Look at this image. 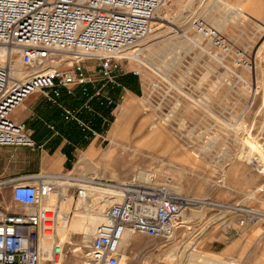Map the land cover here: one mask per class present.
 <instances>
[{
  "label": "built area",
  "instance_id": "2783aa9c",
  "mask_svg": "<svg viewBox=\"0 0 264 264\" xmlns=\"http://www.w3.org/2000/svg\"><path fill=\"white\" fill-rule=\"evenodd\" d=\"M209 1L177 21L165 0H0V147L44 148L32 138L38 115L29 125L12 119L33 95L84 142L109 146L114 111L128 93L122 79L132 77L144 110L186 147L216 166L246 163L264 179V24L226 0ZM4 188L20 209L0 197V264H125L126 235L169 242L194 207L264 231V211L176 193L172 178L150 172L21 174L1 178ZM77 203L102 206L100 223L81 227L78 246ZM184 261L237 264L191 247Z\"/></svg>",
  "mask_w": 264,
  "mask_h": 264
},
{
  "label": "rangeland",
  "instance_id": "374dc122",
  "mask_svg": "<svg viewBox=\"0 0 264 264\" xmlns=\"http://www.w3.org/2000/svg\"><path fill=\"white\" fill-rule=\"evenodd\" d=\"M230 4L235 5L242 9L249 16L258 17L247 11L242 4L243 0H226ZM209 0H167V4L164 10L170 12L172 17L175 16L177 21L185 20V17L200 8L208 6ZM189 6L191 8H189ZM189 8V10H188ZM187 9L188 12L185 16H182V11ZM134 68V65H131ZM130 66V67H131ZM125 88L129 92L133 93L137 100L134 102L130 111L123 114L121 119L124 124V133L121 138H118L115 134V128L110 131L109 136L111 144L106 147H102L103 154L111 158L102 160V163L94 162L91 165L93 173L88 174L89 177H94V172H97V167L100 170H106L110 173H115L116 177H121L118 172H114L111 166L123 167L125 165L133 168V173L143 172H156L159 180H164L166 177L172 178L175 185V190L185 196H191L197 199H208L214 202L222 204H240L246 207L259 209L258 203H262L259 199V195L253 193L256 188H260L258 185L255 186L254 190L243 189V181L227 179L228 171L232 164H240L246 169L250 170L248 164L232 160L229 164L216 166L205 160L200 154L194 149L186 147L175 135H173L166 127L161 124L155 123L151 117V114L144 110V104L141 102L139 97L141 96V84L137 78H129L127 83H123ZM259 86L261 93L264 91V79H259ZM136 95V96H135ZM37 96V95H33ZM27 106L18 112L17 119L25 121L27 114L38 115L41 122L33 126L34 133L32 138L35 141L44 142L47 140L51 133L47 130L45 123L53 122L58 129L61 130L62 134L68 138L75 145H84L82 143L80 133L73 129L69 131L68 127L63 125V122L57 115H49L46 111L47 104L41 98H33ZM117 120V119H116ZM29 120L26 124L29 125ZM115 123V122H114ZM118 124V123H117ZM112 129V128H111ZM163 129L166 132L164 138L158 140L155 138V132ZM111 134V135H110ZM61 139L56 138L53 143L57 144ZM115 148H119V153L115 155ZM73 152V148L66 153ZM75 154V153H74ZM78 152H76V155ZM11 155L16 158L10 159ZM80 156L78 155L76 160L81 163ZM21 157V151H15L12 148H0V173L5 172L8 164L17 163L16 160ZM71 157V156H70ZM102 158V157H101ZM30 160V158L28 159ZM73 163L68 164L67 169L73 167ZM16 165V164H15ZM125 166V167H127ZM16 168L20 166L16 165ZM112 169V170H111ZM123 173V170H120ZM86 175V174H85ZM98 175V173H97ZM124 179V178H123ZM128 179V178H127ZM240 182V183H239ZM264 190V186L261 188ZM5 193L7 195H5ZM1 199L9 200L8 189H2L0 191ZM3 203V201L1 200ZM77 203L73 207L74 219L71 227V243L73 245H79V232L81 227H86L88 219L80 217L77 211ZM69 207V206H68ZM76 207V211H75ZM194 210H189L185 213V216H191L195 214L197 217L191 218L188 223L192 220L193 223L186 225L184 228L178 226L175 232V241L170 243L157 242L156 240L150 239L145 236L131 235L138 237L137 240L139 246L132 247L125 250L122 249V253L125 256V264H130L126 255L133 258L134 261L131 264H150L147 260L154 257L159 261L165 263L162 264H186L184 261L185 251L187 248H195L196 250L211 253L217 256L227 258L225 253L227 248V241L232 239L236 235V230L232 229L237 224V218L234 215H227L224 219H218L224 216V213L217 212L210 207H194ZM225 222V225L223 224ZM239 226V225H238ZM237 227V226H236ZM256 233V232H254ZM222 240H219L220 236ZM255 235V234H254ZM141 239V240H140ZM145 248V251L140 249ZM186 248V249H185ZM177 254H176V250ZM152 250L156 251L155 253ZM154 254L149 255V254ZM225 253V254H222ZM172 255V258L166 260V255ZM165 258V260H164ZM128 260V261H127ZM172 260V261H171ZM181 260V261H180Z\"/></svg>",
  "mask_w": 264,
  "mask_h": 264
},
{
  "label": "crops",
  "instance_id": "0c3cea01",
  "mask_svg": "<svg viewBox=\"0 0 264 264\" xmlns=\"http://www.w3.org/2000/svg\"><path fill=\"white\" fill-rule=\"evenodd\" d=\"M242 4L244 5L247 11H249L254 16H257L258 20L264 24V0H243ZM129 93L134 95L131 92ZM130 94H128L127 97H125L122 104L115 109L114 111L115 123L113 122L114 124L112 126L111 131L113 130L114 127H116L118 124L123 122L121 116H123L124 113H127V111H130L133 105V101L135 102L137 100L136 97ZM34 97L38 98V96H31L27 102L29 103ZM26 103L23 105L22 109L27 106ZM20 110L21 109H17L14 112V114L12 115V119L16 122H26L28 120L30 122L31 121L30 112L27 114V118L25 121L17 119V115ZM55 139L56 138L50 136L44 142L36 141L37 143L44 145V148L41 151H31L30 149L27 148H12L15 151H21V157H19V159L16 160L17 163H15L17 166L19 165L20 168L17 169L16 165L11 162L10 164H8L7 168H5L6 171L0 173V179L9 178L21 174H32V173H42V174H51V175L61 174L65 170H67L68 164L69 163L71 164V162H74L73 167L71 168L74 170V172L78 174H86L88 176V174L93 173V169L91 168V165L94 162L102 163V160H106V158L112 157L111 155L109 156V154L108 155L104 154L102 156L104 151H102V148L99 147V145L101 146V144H99V142L97 141L84 142V145H75L73 147V143L67 138H58L61 140L57 144L53 143ZM52 146H54L55 148L53 149ZM0 148H10V147H0ZM70 148L71 149L73 148V152H70L71 161L68 163V159L67 157L64 156L65 154L64 152L68 151V149ZM76 152H78L77 155ZM114 152L115 155H117L119 153V148H115ZM78 155H81L79 158L81 163L78 162V160H76ZM12 158H16V157L11 155L10 159ZM29 158L30 160H28ZM125 166L118 167L117 169L115 168L116 166L114 165L111 167L115 169L113 170L114 172L117 171L118 174L121 175V177L127 179L132 175L133 168L130 166L127 167ZM97 169H98L97 172H94V174L100 171V167L98 166ZM120 170H123V173H121ZM227 171H228L227 179L243 181L242 184L243 189L254 190L255 186L257 185L260 187V188H256L253 193H256V196L259 195V199L262 201V203L260 202L257 204V207L259 208L258 210L264 211V190L261 189L262 186H264V179L257 176L251 170V168L250 170L246 169L244 166L237 163L232 164L229 170ZM112 174L116 175L115 173ZM5 189H8L9 200L7 201L2 199L3 207L10 209H20L19 206L15 205L11 200L10 188H5ZM5 195L7 194L5 193ZM194 217L197 216L195 214L193 215V213L189 217L185 216L184 214L185 225L186 224L189 225L190 223H193L192 220L189 223L188 221ZM223 217L225 218V215L219 217L218 219L220 220L224 219ZM225 222L226 221H224L223 223L224 225ZM184 223L182 218L181 225L182 224L184 225ZM236 226L234 228L232 227V229L236 230V235H234L232 239H229L227 241V248L225 251L227 258L237 264H264V231L259 227V225H247L245 227H240L238 225ZM219 236H220L219 240H222V237L224 238V236L222 237L221 235ZM137 239L138 237L132 238L131 247L133 246V244H136L134 245L135 247L139 246V244L137 245L139 241ZM175 250L177 254L178 249ZM151 259L152 258H149L147 260L148 262H150V264H151ZM132 261L134 260L131 257L130 264ZM157 261L161 264L165 263L159 260Z\"/></svg>",
  "mask_w": 264,
  "mask_h": 264
},
{
  "label": "bare ground",
  "instance_id": "6f19581e",
  "mask_svg": "<svg viewBox=\"0 0 264 264\" xmlns=\"http://www.w3.org/2000/svg\"><path fill=\"white\" fill-rule=\"evenodd\" d=\"M192 1V0H191ZM166 4H167V0H165V2H164V4H163V8L166 6ZM189 8H191L190 6H189ZM189 8H188V10H189ZM240 9V8H239ZM188 10L187 9H185V10H183L182 11V16H185L186 15V13L188 12ZM240 10H242V9H240ZM243 11V10H242ZM244 12V11H243ZM171 16H172V14L170 13V12H168ZM244 13H246V12H244ZM174 19H175V16L173 17ZM175 20H177V19H175ZM130 65H133V64H130ZM136 67V69L138 68L136 65H134V68ZM260 93H261V91H260ZM127 95H128V93H127ZM127 95H126V97H127ZM29 100V98L24 102V104L27 102ZM23 104V105H24ZM23 105L20 107V108H18V109H22V107H23ZM131 110V109H130ZM123 117V116H122ZM114 124V123H113ZM113 126V125H112ZM124 127H125V125L124 124H118L117 126H116V130H115V134H116V136L118 137V138H121V136L123 135V133H124ZM112 128V127H111ZM110 131H111V129H110ZM110 131H109V133H110ZM164 135H166V132L163 130V129H160V130H157L156 132H155V138H157L158 140H161L162 138H164ZM137 173H145V172H143V171H140V172H137ZM151 174H153L154 176H158V174L156 173V172H151ZM97 176V173L95 174V177ZM174 191L176 192V193H178L176 190H175V185H174ZM180 194V193H179ZM78 207H77V211L79 212V215H80V217H85V218H87L88 219V223H87V225H86V228H88V227H91V226H93V225H97V224H99L100 223V217H99V215H100V209L102 208V206H99L97 209L94 207V205L92 204V205H87V204H85V203H79L78 205H77ZM75 210H76V207H75ZM191 210H194L193 208H191ZM185 221H184V214H183V223H184ZM183 225V224H182ZM184 225H185V223H184ZM181 226L180 227V229L181 228H184L185 226ZM175 236V235H174ZM132 238H133V236H131V235H126L125 236V238H124V240H123V242H122V245H121V249H125V250H127V249H129L130 247H131V241H132ZM175 240V238L173 237L172 238V240L171 241H169V242H163V243H170V242H172V241H174ZM127 256V258H128V260L130 261V259H131V256H129V255H126ZM172 258V255H170V254H168V255H166V260L167 259H169V258ZM164 260H165V258H164ZM165 260V261H166ZM172 261V260H171ZM181 261V260H180ZM163 262V261H162ZM151 264H161V263H159L154 257H152V259H151Z\"/></svg>",
  "mask_w": 264,
  "mask_h": 264
},
{
  "label": "trees",
  "instance_id": "16d2710c",
  "mask_svg": "<svg viewBox=\"0 0 264 264\" xmlns=\"http://www.w3.org/2000/svg\"><path fill=\"white\" fill-rule=\"evenodd\" d=\"M129 78L131 79V77H125V78H123L122 79V82L126 84ZM83 143H84V141L82 140V143L81 144H83ZM69 151H70V149H68V151H66V153L69 152ZM66 153H65V155L67 156L68 163H69L71 161V157H70L71 155H70V153L69 154H66Z\"/></svg>",
  "mask_w": 264,
  "mask_h": 264
}]
</instances>
